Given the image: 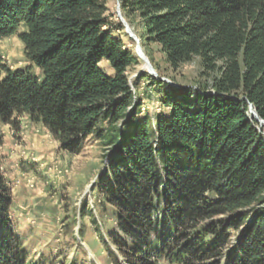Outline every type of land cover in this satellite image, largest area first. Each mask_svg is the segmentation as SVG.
Returning <instances> with one entry per match:
<instances>
[{
  "label": "trees",
  "instance_id": "obj_1",
  "mask_svg": "<svg viewBox=\"0 0 264 264\" xmlns=\"http://www.w3.org/2000/svg\"><path fill=\"white\" fill-rule=\"evenodd\" d=\"M121 2L143 47L158 44L174 70L199 57L210 84L153 79L170 112L143 116L122 34L133 39L109 0H0V39L25 25L31 62L0 58V120L29 116L74 154L97 134L109 151L96 187L131 264H264V129L250 113L264 119V0ZM11 191L0 162V264H27Z\"/></svg>",
  "mask_w": 264,
  "mask_h": 264
},
{
  "label": "rangeland",
  "instance_id": "obj_2",
  "mask_svg": "<svg viewBox=\"0 0 264 264\" xmlns=\"http://www.w3.org/2000/svg\"><path fill=\"white\" fill-rule=\"evenodd\" d=\"M119 4L121 14L161 76L197 90L200 84H210V77L201 74L199 57L174 70L158 44L143 47L139 21L127 18L121 0H109L112 13L121 22ZM25 30L26 26L21 25L16 34L0 39V58L14 70L31 65L20 39ZM122 38L139 60L129 74L142 102L141 115H167L170 109L159 100L163 89L153 81L157 78L147 69L140 73L145 62L136 52V40L130 41L124 34ZM101 66L108 75H113L107 61H102ZM32 72L40 74L36 67ZM141 74L147 76L141 78ZM0 131L4 136L0 162L11 186L10 211L16 232L28 251L27 264H131L110 239L109 233L116 229V214L104 205L96 187L109 151L97 134L89 136L81 151L74 154L63 150L43 123L29 116L10 123L0 120ZM161 264L170 263L162 260Z\"/></svg>",
  "mask_w": 264,
  "mask_h": 264
},
{
  "label": "water",
  "instance_id": "obj_3",
  "mask_svg": "<svg viewBox=\"0 0 264 264\" xmlns=\"http://www.w3.org/2000/svg\"><path fill=\"white\" fill-rule=\"evenodd\" d=\"M120 7H121V4H119V9H118V17H119V19L121 20V22L123 23V25H124V27H125V30H126V32L128 33V35L132 38V39H134V40H136V42H137V50H138V54H143V48H142V45H141V40H140V38L138 37V35L133 31V29L131 28V26H130V24L127 22V20L123 17V15L121 14V11H120ZM143 61L145 62V68H143L142 70H141V72L140 73H142V72H144L145 71V69L147 68V72L148 73H150L153 77H156L157 79H159V80H161V81H163V82H165V83H168V84H170V85H172V86H174V87H181V85L179 84V83H177V82H175V81H173V80H171V79H169V78H166V77H163V76H161L159 73H158V71L154 68V66H153V64H152V62H151V60L149 59V57H146L145 55H144V57H143ZM209 93H212V94H215L214 92H209ZM250 113H251V116L253 117V118H255L259 123H260V129H262V127L264 126V119L263 118H261L260 116H259V114L257 113V111H256V109H255V106H254V104L253 103H251L250 102Z\"/></svg>",
  "mask_w": 264,
  "mask_h": 264
},
{
  "label": "bare ground",
  "instance_id": "obj_4",
  "mask_svg": "<svg viewBox=\"0 0 264 264\" xmlns=\"http://www.w3.org/2000/svg\"><path fill=\"white\" fill-rule=\"evenodd\" d=\"M143 50V49H142ZM136 52H137V54H138V50H137V46H136ZM143 52V54H138L139 56H141L142 57V59H143V57H144V55L146 56V57H148L147 55H146V53L144 52V50L142 51ZM146 66V65H145ZM147 69V68H146ZM148 71V70H147Z\"/></svg>",
  "mask_w": 264,
  "mask_h": 264
}]
</instances>
